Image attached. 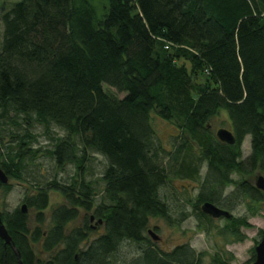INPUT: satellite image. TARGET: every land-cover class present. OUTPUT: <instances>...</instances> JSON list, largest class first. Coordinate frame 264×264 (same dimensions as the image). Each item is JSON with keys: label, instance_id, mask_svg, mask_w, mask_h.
Returning a JSON list of instances; mask_svg holds the SVG:
<instances>
[{"label": "trees", "instance_id": "obj_1", "mask_svg": "<svg viewBox=\"0 0 264 264\" xmlns=\"http://www.w3.org/2000/svg\"><path fill=\"white\" fill-rule=\"evenodd\" d=\"M2 21L0 125L34 118L52 140L45 151L55 169L74 173L28 180L23 204L42 222L50 192L65 197L46 229H31L22 205L0 210L16 248L0 237V264H118L125 242L139 246L134 264H232L221 253L205 263L189 243L164 251L146 232L150 218L173 216L162 192L172 178L201 181L189 200L206 231L218 218L202 210L205 202L230 213L246 205L254 215L264 200L248 179L264 175V0H21ZM223 113L220 128L229 125L234 143L213 128ZM154 114L174 127L170 149ZM34 138L14 133L7 144L0 130V167L10 179L27 180L42 151ZM11 189L0 181L5 195ZM179 213L181 222L189 217ZM228 220L223 233L243 241L248 217Z\"/></svg>", "mask_w": 264, "mask_h": 264}, {"label": "rangeland", "instance_id": "obj_2", "mask_svg": "<svg viewBox=\"0 0 264 264\" xmlns=\"http://www.w3.org/2000/svg\"><path fill=\"white\" fill-rule=\"evenodd\" d=\"M21 0H0V46L3 40L4 24L2 21V15L5 10H9L15 3ZM105 89L113 96L124 97L125 93H119L114 88L105 85ZM154 126L159 138L162 140L164 147L170 149V134L174 133V127L163 120L161 117L154 114ZM228 121L226 113L221 114L218 118L213 120V128L216 131L222 126V123ZM226 128L229 125L226 124ZM1 134L4 136L6 142L11 141L16 135H32L33 146L35 148H42L41 152H38V157L34 159V162L29 161L30 165L26 170L27 180L10 179L9 183L12 184V189L6 195L0 190V210L11 211L17 207H20L24 201L26 194L29 192V181L34 178H40L43 181L51 178L55 173L59 176L66 178L74 173L73 167H67L65 172L57 171L53 165L52 160L46 153L45 149L51 146L52 140L49 139L45 131L44 125L39 123L34 118L18 117L16 122H10L5 120L0 125ZM53 136L63 134L55 126H51ZM7 144H10L9 142ZM244 154L250 153V138L247 137L243 144ZM96 172H99L104 164V159L101 156L95 158ZM57 171V172H56ZM205 172V170L203 171ZM260 172L256 171L254 174L248 177V179L255 184L257 175ZM97 177V175L95 176ZM172 183H167L164 186L162 192L168 201H171V213L173 216L170 219L163 217H152L149 220V228L152 229L158 236L159 240H154L148 231L147 235L153 240L159 249L164 251H172L176 246L180 244L189 243L198 253H203L205 263L211 262L212 258L216 254L221 253L227 258H231L232 264H242L246 261H253L256 251L255 247L260 242L264 234V200L257 207L254 215L249 211L246 205L238 206L237 209L232 210L231 217L247 216L250 227H242V231L246 234L243 241H235L232 236L225 235L223 228L230 223L229 218L215 219L210 231L203 230L198 227L197 218L195 214V208L192 201L196 199L197 194L201 190V181H190L186 179L172 178ZM29 180V181H28ZM228 190H232V185ZM191 202H190V200ZM66 203L65 197L59 192L53 190L50 192V205L43 212V222L38 219V211L35 209H29V226L31 229L39 226L41 229H46L51 218L52 209ZM180 210L184 213H188L189 217L185 221H180ZM86 212L82 211L76 220V225H81ZM231 219V218H230ZM232 220V219H231ZM95 224V223H92ZM105 225H99V227L92 232L91 237H97L104 233ZM221 231V232H220ZM40 246H38L39 248ZM39 253L44 258L48 255L40 251ZM140 255L139 246L135 243L125 242L121 245L118 252L114 254V258L117 259L118 264H134V260Z\"/></svg>", "mask_w": 264, "mask_h": 264}, {"label": "water", "instance_id": "obj_3", "mask_svg": "<svg viewBox=\"0 0 264 264\" xmlns=\"http://www.w3.org/2000/svg\"><path fill=\"white\" fill-rule=\"evenodd\" d=\"M217 136L219 137V139H221L224 142H227V143H234L235 142V136H234L233 132L227 128L218 129ZM0 181L4 184L9 182L8 175L6 174V172L1 167H0ZM255 186L258 189L264 191V175L262 173L257 175L256 180H255ZM21 208H22L24 213H26L28 211V205L27 204H22ZM202 210L205 213H207V214H209L215 218H219L222 216L229 218L231 216V213L228 210L222 209V208L218 207L217 205H215L211 202H205L202 206ZM102 223H103V220L100 219L96 225L102 224ZM149 234L152 236V238L154 240H159V236L152 229L149 230ZM0 237L7 244L13 245L14 249H16L13 242H12L13 241L12 236L10 235L5 223L2 220L1 214H0ZM255 251H256V257H255V260L251 264H264V234H263L260 242L258 243V245L255 247ZM18 258L22 263L21 255L19 253H18Z\"/></svg>", "mask_w": 264, "mask_h": 264}, {"label": "flooded vegetation", "instance_id": "obj_4", "mask_svg": "<svg viewBox=\"0 0 264 264\" xmlns=\"http://www.w3.org/2000/svg\"><path fill=\"white\" fill-rule=\"evenodd\" d=\"M220 208L224 209L223 207H220ZM225 210H226V209H225ZM221 218H222V217H221ZM218 219H220V217H219Z\"/></svg>", "mask_w": 264, "mask_h": 264}]
</instances>
